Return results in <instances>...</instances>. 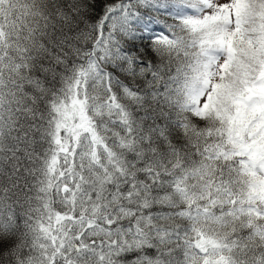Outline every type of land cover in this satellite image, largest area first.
Here are the masks:
<instances>
[{
	"label": "snow or ice",
	"instance_id": "obj_1",
	"mask_svg": "<svg viewBox=\"0 0 264 264\" xmlns=\"http://www.w3.org/2000/svg\"><path fill=\"white\" fill-rule=\"evenodd\" d=\"M0 264H264V0H0Z\"/></svg>",
	"mask_w": 264,
	"mask_h": 264
}]
</instances>
